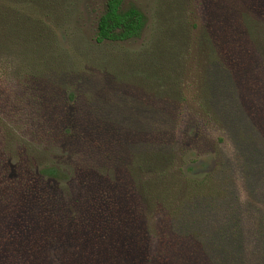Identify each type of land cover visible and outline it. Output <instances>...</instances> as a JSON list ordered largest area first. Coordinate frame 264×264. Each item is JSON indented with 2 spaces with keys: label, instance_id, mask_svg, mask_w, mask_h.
I'll list each match as a JSON object with an SVG mask.
<instances>
[{
  "label": "rangeland",
  "instance_id": "obj_1",
  "mask_svg": "<svg viewBox=\"0 0 264 264\" xmlns=\"http://www.w3.org/2000/svg\"><path fill=\"white\" fill-rule=\"evenodd\" d=\"M105 4L7 3L56 41L30 58L21 46L2 55L0 230L14 228L40 168H58L56 184L76 194L78 167L104 191L110 225L143 216L164 264L175 241L184 264H264V0H122L144 14L140 35L97 42ZM31 57L52 63L27 76ZM20 237L0 238V256L13 258L0 264L37 260ZM66 247L79 257L77 243Z\"/></svg>",
  "mask_w": 264,
  "mask_h": 264
},
{
  "label": "trees",
  "instance_id": "obj_2",
  "mask_svg": "<svg viewBox=\"0 0 264 264\" xmlns=\"http://www.w3.org/2000/svg\"><path fill=\"white\" fill-rule=\"evenodd\" d=\"M8 1L0 0V63L3 60L2 55L6 54L8 49H18L19 46H21V53L29 58L32 56L29 52L39 51L42 48L44 51L48 50L51 38L52 41H56L52 37L53 34H50L53 30L49 27L47 32L43 31L48 26L34 24V20H29L27 15L19 13L14 6L7 5ZM12 1L15 4L22 3V0ZM145 23L144 14L136 7H123L122 0H106L105 9L99 16L96 26V41H124L135 38L140 35ZM31 59L30 63L33 64L27 67V71L25 70L26 75L31 72V75L37 76L42 72L41 70L49 66L50 62L52 63V59L51 61L50 59L41 61L32 57ZM250 64L253 65V61ZM17 75L21 74L17 73ZM76 168L73 173L75 177L80 176L81 185V192L76 194L71 192L68 185L64 184L68 188L64 190L56 184L62 180L58 168L52 165L40 168L37 171L38 176L33 179L35 183L28 185L27 195L33 190V193L29 194L33 197L28 199L25 207L21 206L10 213L15 216L14 218L10 216L9 220L10 227L14 228L12 230L9 228L6 233L0 230L2 232L0 238L12 240L22 236L18 241L22 243L19 249L24 257L36 255L34 259L37 260H33L34 264H164L163 258L159 255L161 253L155 257L154 244L145 235L143 216L135 212L126 216L124 220H120L117 215L119 219H115V224L110 225L107 218L115 213L109 214L111 206L109 202L107 205L104 203V191L100 192L101 195L93 186L90 187L89 171L84 173ZM1 178H3L2 173ZM22 191L19 187V195H22ZM63 191H68L69 195L62 194ZM142 191L146 198L151 197L150 183L144 186ZM157 197L159 198L158 195ZM169 220L170 216H163L160 219L164 233L158 238V242L165 237L162 248L169 238L165 233L170 229V227L167 228L170 225ZM158 230L155 237L160 232ZM14 233L16 236L8 237ZM72 240L77 243V249L80 252L78 258L66 247V244ZM104 242H108L110 246L105 247ZM163 250L165 252V248ZM169 251L173 254L171 259L167 253ZM165 253L168 254L167 264L185 263L183 248L176 241L175 245L168 248ZM48 256L49 262L45 259ZM7 257L0 256V259L12 258Z\"/></svg>",
  "mask_w": 264,
  "mask_h": 264
},
{
  "label": "flooded vegetation",
  "instance_id": "obj_3",
  "mask_svg": "<svg viewBox=\"0 0 264 264\" xmlns=\"http://www.w3.org/2000/svg\"><path fill=\"white\" fill-rule=\"evenodd\" d=\"M122 6H123V5H122ZM130 6H132V5H130ZM123 7H124V6H123ZM137 9H138V8H137ZM102 13H103V12H102ZM102 13H101V14H102ZM101 14H100V15H101ZM98 19H99V18H98ZM97 22H98V21H97ZM96 26H97V25H96Z\"/></svg>",
  "mask_w": 264,
  "mask_h": 264
}]
</instances>
